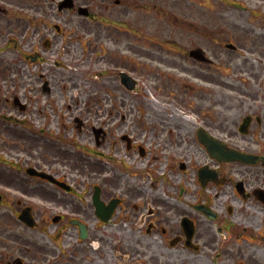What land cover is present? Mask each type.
<instances>
[{
	"label": "flooded vegetation",
	"instance_id": "flooded-vegetation-1",
	"mask_svg": "<svg viewBox=\"0 0 264 264\" xmlns=\"http://www.w3.org/2000/svg\"><path fill=\"white\" fill-rule=\"evenodd\" d=\"M79 7L86 8L88 16L79 14ZM165 7L166 0H0V159L3 162L0 199L1 205L12 209L9 215L16 218L19 214V199L15 200L17 207L12 206L17 192L23 197L37 198L46 204L45 208L31 207L37 219H48L51 231L64 235L67 242L72 237L80 241V229L72 222H83L86 240L96 238L102 251L117 252V247L123 248V244L124 249L131 250L135 242L153 264L161 263V258L164 263L165 252L173 259L171 253L178 246L187 248L179 224L182 217L192 220L195 227L199 223L194 215L215 222L218 230H224L226 241L229 232L230 236H237L239 231L264 234V164L220 162L210 157L197 140L199 127L194 123H183L176 117L169 120L149 117L146 138L139 144L137 140L143 141L141 134L133 139L136 134L122 116L125 132L115 135L117 142L124 143L126 159L114 160L110 176L85 159L77 171L76 166H64L50 158L46 136L52 118L45 112L53 108L50 95L56 92L57 101L61 102V89L67 84L70 88L78 87L76 79L59 67L60 52L56 46L60 42L64 44L65 59H71L74 54L83 56L86 51L89 56L103 49L104 54L96 55L95 62L107 70L109 79L117 67L125 65L134 69L129 62L116 57L119 52L162 62L167 45L169 66H178L179 58H188L182 43H190V38L182 37L181 24H164L161 19L166 14ZM71 24L94 26L77 25L79 31H66L64 26L73 28ZM103 73L97 71L98 76ZM239 92L244 99L238 104L233 102L235 111L246 110L245 114L252 115L248 118L246 135L238 131L240 118L229 123L226 118L221 123L205 118L202 127L210 135L225 140L231 148L264 157V102L257 100L259 94L251 96L244 89ZM67 107L69 110L70 105ZM78 113L81 114L80 110ZM4 116H17L22 122H6ZM98 119L80 115L62 117V125L68 124L63 130L84 131L85 137L86 130L95 128L91 120ZM97 124L100 126L101 122ZM39 134L45 137L39 138ZM106 134L100 133L98 139L94 136V141L100 144ZM204 166L214 169L216 176L202 185L197 178L200 167ZM27 167L48 172L62 186L26 174ZM31 179L52 188L48 191L31 186ZM76 191L79 196L75 195ZM94 193L102 205L113 203L106 220L95 215ZM102 209L105 210L104 206ZM53 217H57L56 223ZM202 230L199 227L194 231L198 232L195 240L205 234ZM173 240L178 241L174 246L170 245ZM205 241L202 242L212 244L214 238L210 236ZM48 253L54 258L55 250L49 249ZM92 255H95L93 251L82 243L73 244L62 260L65 264H83V258ZM39 260L36 256L31 264H41ZM59 261L47 258L45 264H60Z\"/></svg>",
	"mask_w": 264,
	"mask_h": 264
},
{
	"label": "rangeland",
	"instance_id": "rangeland-1",
	"mask_svg": "<svg viewBox=\"0 0 264 264\" xmlns=\"http://www.w3.org/2000/svg\"><path fill=\"white\" fill-rule=\"evenodd\" d=\"M195 1L191 8L192 18H188L195 24H211L210 26L219 29L222 31L219 36L232 40L238 50L237 52L223 50L221 58L215 59L216 63L221 61L219 71L211 70L212 73L201 76L194 84L209 91L223 90L229 96L235 94L231 90L236 86L252 87V90L253 86H262L264 89V0H231L238 5L221 0ZM131 95L133 115L142 117L143 110H139L144 101L142 88L138 87ZM226 113L231 116L230 111ZM20 230L22 236L29 239L34 237V231L23 227ZM44 238L41 235L35 240L43 243ZM2 240L4 238L0 237V247ZM241 246L243 249L241 251L245 252L251 251L255 245L243 241ZM263 249L262 247L256 249L260 262H264V255L258 252L264 253ZM236 257L240 258L238 255ZM177 264H224V260L221 255H217L216 250L205 248L190 253L188 259L182 254L178 257Z\"/></svg>",
	"mask_w": 264,
	"mask_h": 264
}]
</instances>
